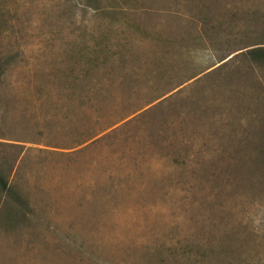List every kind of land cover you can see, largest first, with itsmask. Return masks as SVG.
<instances>
[{"label": "rangeland", "instance_id": "1", "mask_svg": "<svg viewBox=\"0 0 264 264\" xmlns=\"http://www.w3.org/2000/svg\"><path fill=\"white\" fill-rule=\"evenodd\" d=\"M257 44L264 0H0V264H264Z\"/></svg>", "mask_w": 264, "mask_h": 264}, {"label": "trees", "instance_id": "2", "mask_svg": "<svg viewBox=\"0 0 264 264\" xmlns=\"http://www.w3.org/2000/svg\"><path fill=\"white\" fill-rule=\"evenodd\" d=\"M240 55H243V57L246 58L252 66H257L264 69V45L257 44L245 51H242ZM2 183L3 185L6 184L4 181H2Z\"/></svg>", "mask_w": 264, "mask_h": 264}]
</instances>
